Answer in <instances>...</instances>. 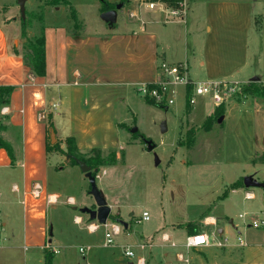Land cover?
<instances>
[{
    "label": "crops",
    "instance_id": "1",
    "mask_svg": "<svg viewBox=\"0 0 264 264\" xmlns=\"http://www.w3.org/2000/svg\"><path fill=\"white\" fill-rule=\"evenodd\" d=\"M105 1L111 5L125 1L123 5L129 7V15L118 26L116 21L110 28L114 30L106 35L99 36L101 34L96 31L89 33L85 21L82 27L80 24V31L75 32L68 31L63 25L45 27L47 75L42 78L34 76L22 56L16 54L4 26L0 23V86L15 88L9 105L4 107L8 108V113L3 117L14 129L20 131L22 138V152L19 160L15 154L16 162H12L4 149L0 150V169H23L22 181L14 182L10 186L14 199H7L6 202L9 215L6 217L8 219L4 223V229L8 228L12 237L3 240L0 238V264H44L47 252L53 256L59 255L61 248L65 247L53 245L51 240L53 233L48 223V209L59 204L64 195L49 191L45 162L48 154L54 151L47 146L49 131L38 127L39 123L49 118L56 136L58 131L61 134V139L57 140L61 142L63 151L64 144L69 139L75 140L80 154L92 150L122 149L118 147L121 136L119 126L125 122L120 121L119 105L129 99L131 89L141 94V85L157 82L158 67L162 62L185 63L188 66L189 79L194 84H245L255 78L264 83V75L252 77L251 74L252 65L260 67L263 58L264 0H181L186 8L183 22L178 19L167 21L163 13L150 9L147 1L145 6H142L140 0ZM102 9L101 3L98 11L102 12ZM163 19L166 20V25L160 24ZM262 70L264 74V69ZM116 84L118 88L111 89ZM232 103L222 117L223 123L225 124L227 118L229 122L237 121L240 125L250 120L254 122V143L250 144L252 162L253 166L264 164L254 162L256 158H264V105L257 101L249 107L246 106L247 103ZM59 105L65 106L64 112L63 108L62 112H58ZM234 112H237L236 116ZM41 114H44L45 119L40 120ZM212 131L213 129L210 132ZM36 141L42 145L40 148L36 147ZM100 169L96 171L97 180H102L106 174V171L101 174ZM40 178L45 180L43 184L38 181ZM240 180L230 184V194L236 195L244 190V199L253 202L250 205V215L255 214L258 219H262L252 220L247 226L249 228H245L248 242L242 237L238 238V243L230 242V230L227 227L220 228L218 217L211 215V210H208L201 216L203 225L195 222L201 228L197 230L196 227V234L191 235L210 236L206 233V228H217V234L228 240L226 247L210 246L187 250L185 241L191 235L181 228L173 227V231L159 233L158 244L154 240H144L106 246L105 239L98 248L93 245L81 247L88 248L84 255L90 253L86 264H133L124 260L123 251L126 247L139 249L138 253L148 263L154 258L153 250L157 249V254L165 264H185L177 259L178 254L190 258L193 264H264V208L260 202L263 192L247 190L246 187L231 189ZM34 183L43 187L44 195L38 200L30 195ZM15 187L20 192H14ZM247 194L252 195V198L248 199ZM0 195L2 200V193ZM25 195L28 199L26 206L22 204ZM227 195L221 198H226ZM48 196L57 198L56 203H48ZM63 201L72 207V211L78 213L74 210L77 207L75 197L68 195ZM16 205L18 214L13 210ZM247 215L249 214L245 213L240 217L245 219ZM76 218L79 216H74L76 225H83L86 221L80 217L83 224H77ZM255 221L262 224L258 229L253 228H262L259 235L252 233V224ZM89 224L94 223H86L83 230L88 234H95L97 231L92 233L88 230ZM163 235H167L176 246L164 243ZM239 240H244L247 246H240ZM143 244H150V247L141 250L140 246ZM46 245H50L52 250L46 249ZM53 250H58L59 253L55 254ZM56 264L75 263L64 260Z\"/></svg>",
    "mask_w": 264,
    "mask_h": 264
},
{
    "label": "rangeland",
    "instance_id": "2",
    "mask_svg": "<svg viewBox=\"0 0 264 264\" xmlns=\"http://www.w3.org/2000/svg\"><path fill=\"white\" fill-rule=\"evenodd\" d=\"M66 1L70 2L71 6L66 2L55 4V0H27L23 15L18 0H0V23L10 38L11 47L22 54L27 53L30 44L36 42L45 27L49 25H63L70 32L80 31L72 19V9L79 12V14L77 12L79 24L82 27L85 21L89 27V33L96 31L97 34H101L99 36H102L114 30L101 19L102 12L98 11V6H101L99 0ZM140 1L144 4L142 6H145L146 1L152 0ZM128 8L126 5L118 11L117 26L129 15ZM165 21L160 20V24H165ZM262 45L264 49V43ZM260 67L252 65V77L264 75L262 70L264 69V52ZM250 82L239 84L238 91L225 100L226 113L232 102L234 105L247 103L248 107L254 101L264 105V100L254 99L244 93V89ZM117 88L118 84L111 89ZM179 91L180 96L175 105L160 107L150 104L146 97L135 90H130L129 99L121 103L118 109L120 121L125 122L119 126L121 136L118 147L122 149L92 150L89 153L80 154L77 146V149H72V144L67 141L63 151L59 141H57L58 149L51 148L53 145L48 132L47 146L54 152L48 154L45 162L46 181H48L50 192H61L64 195V199L59 204L48 209V223L53 233L52 243L58 247L65 246L61 248V254L53 256L52 264L64 260L75 264H86L90 253L83 256L80 248L88 245L98 248L106 239L105 225L100 224L95 234H88L86 230H83L86 223H99L90 221L87 215L72 211V207L63 201L68 195H72L77 201V207L98 208L90 192L88 178L78 165L70 164L72 162L67 155L70 150L80 159L114 161L113 165L100 169L101 174L103 171H106V174L103 175L102 180H97V187L112 210L109 222H117L123 229L121 236L113 238L114 243L111 246L144 240H154L155 244H158L159 233L165 230L173 231V227L181 228L190 235L196 234V231L187 228V225L195 222L203 225L201 216L208 210H211L209 212L211 215L218 217L220 228L227 227L230 230V242H237L239 237L249 241V238L245 237L244 230L249 228L247 226L252 220L258 219L255 214L249 213L252 211L250 205H253V202L244 199V190L236 195L230 194V184L251 176L260 183L264 182V164L253 166L252 162L253 152L250 144L254 143V122L250 120L240 125L237 121L229 122L227 118L224 124V118H222L216 120L213 131L207 133L204 123L215 114L214 110L217 108L213 100L208 97H198L197 103L188 107L184 88H180ZM58 104L62 105L61 102ZM105 106L106 103L103 104V108ZM64 107H58V112H62L61 108L64 112ZM3 109L4 107L0 108V139L11 146L14 157L16 154L19 160L22 152L20 131L14 129L8 120H5ZM110 113L109 111V115ZM236 115L237 112L234 116ZM49 121L48 118L45 122L39 123L38 127L49 131L51 126ZM164 124L167 125L165 132H163ZM133 128H138V132L132 133ZM57 129L59 130V127ZM57 136V139H61L59 131ZM143 138L152 141L156 146L153 152L148 151ZM41 146L40 142L36 141V147ZM254 162L264 163V158H256ZM22 179L23 169L21 168L0 169V193H2L0 238L2 240L12 237L8 228L4 229V223L8 219L6 217L9 215L7 199H14L10 186ZM38 181L42 184L45 182L41 178ZM245 189L263 192V199L260 202L264 208V189ZM224 194L228 195L226 198H221ZM13 210L18 214L17 205ZM144 212L149 213L150 220L139 223ZM245 213L249 215L245 219L241 218L240 215ZM75 215L86 220L83 225L74 223ZM120 222L128 224L129 229L126 230ZM198 223L197 230L201 228ZM252 230V233L259 235L262 228L256 230L252 227ZM217 232V228H206V233L210 236L224 240V237H220ZM158 252L157 249L153 250L154 258L148 264L166 263L157 254ZM124 260L127 261L125 258Z\"/></svg>",
    "mask_w": 264,
    "mask_h": 264
},
{
    "label": "built area",
    "instance_id": "3",
    "mask_svg": "<svg viewBox=\"0 0 264 264\" xmlns=\"http://www.w3.org/2000/svg\"><path fill=\"white\" fill-rule=\"evenodd\" d=\"M148 7L152 10L157 9L161 13H163L167 21L178 19L179 21H184L186 15V8L185 6L180 3L179 8H172L170 7L165 1L163 0H152L148 2ZM133 16V15H132ZM159 79L157 82L152 84H144L141 85L139 88L140 93L149 99L155 100L157 104H163L172 106L175 105L177 102L178 97L180 96V88H184V92L186 93V88L191 85L193 88L192 96L189 100V104L191 106L197 103L198 97H208L211 98L214 102L215 107H219L225 103V100L230 98L234 93L238 91L240 88L238 83H230V82H206V83H198L194 84L190 81L188 76V66L185 63L180 64H172L168 62H162L159 67ZM186 97V96H185ZM3 114L8 113V108H4L2 110ZM40 120L45 119L44 114H41ZM14 192H20L18 187L13 189ZM30 195L33 199L38 200L44 195L43 187L39 183H34L32 185ZM48 203L53 204L56 203L57 198H53L48 196ZM247 198L251 199L252 195L247 194ZM1 200V195H0ZM70 203H73L72 199H69ZM23 205L28 204V199L25 195L24 200L22 202ZM243 218V216H241ZM150 220V215L148 212H144L142 218L139 220L141 222H147ZM75 222L77 224H83L82 219L76 218ZM262 224L258 221L253 222V228H260ZM107 228L105 238H106V246H111L114 243L113 238L115 236H120L123 233V229L120 224L112 223L110 224L107 222L105 224ZM88 230L92 233L96 232L100 228V224H89L87 226ZM162 241L164 243H170L173 247L176 246L174 242H171V239L167 235L162 236ZM1 243V239H0ZM228 245V240H217L211 238L206 234H197L191 235L186 238L185 241V248L187 250H191L194 248H201V247H210L216 246L219 248L226 247ZM239 245L242 247L247 246L244 240H239ZM150 247V244H143L140 246L141 250H146ZM46 249L52 250L50 245H46ZM88 248H80L81 254H85ZM137 248L134 247H126L123 251V256L128 261L132 262L133 264H148L147 259L138 253ZM55 254H58V250H53ZM177 259L180 262L185 264H193L190 258H186L183 254H178Z\"/></svg>",
    "mask_w": 264,
    "mask_h": 264
},
{
    "label": "trees",
    "instance_id": "4",
    "mask_svg": "<svg viewBox=\"0 0 264 264\" xmlns=\"http://www.w3.org/2000/svg\"><path fill=\"white\" fill-rule=\"evenodd\" d=\"M165 1L170 7L172 8H179L180 7V3L181 0H163ZM59 2H66L67 5H70V2L68 1H64V0H55V4H58ZM100 2L102 3L103 6V10L102 13L105 11H109L112 9H115L117 5H111L108 2H106L105 0H100ZM122 4H125V1H122ZM72 19L75 22V26L76 27H80L79 24V20L77 18V12L76 10L72 9ZM45 44H46V39H45V29L42 32L41 37L34 42L33 44L31 43L29 46V51H27V53H20L17 49H15L16 54L19 56H22V58L24 59L25 65L30 69L31 73L39 78L42 77H46L47 75V67H46V49H45ZM15 88L14 87H10V86H0V108L1 107H6L9 105L10 103V99L12 96V93L14 92ZM193 93V88L191 85H189L186 88V104L189 107V100L192 96ZM244 93L247 96H252L254 99H262L264 100V83L261 82V80L259 79L258 81L255 80H251L250 84L244 89ZM146 100L155 106H164L163 104H157L155 102V100L146 98ZM226 113V106L225 104H222L221 106L217 107L215 110V114L211 115V117L209 119L206 120V122L204 123V129L205 131L208 133L213 129V124L216 120L221 119ZM53 129V126H50V129ZM68 142H70L72 144V149L76 148V143L73 139H69ZM58 144L56 143L55 145L51 146V148H55L58 149ZM6 150L9 154V157L11 158L12 162H15V157L12 151L11 146L6 143L4 140L0 139V150ZM77 149V148H76ZM98 151V150H97ZM67 155H71V162L74 165H77L75 158H79V156L76 155L75 152L73 151H69L67 153ZM84 162H86L93 170L94 175H96V171L98 172L99 169L101 167H106L109 165H113L114 161L111 160L110 162H103L100 159L99 160H95L93 158L91 159H80ZM243 180V179H242ZM240 181H238L237 183H235L231 189H237L240 187H245L244 186V181L242 183ZM226 194H224L223 197H225ZM196 227H197V223H190L187 225V228L196 231ZM52 259H53V255L49 252L46 253V264H52Z\"/></svg>",
    "mask_w": 264,
    "mask_h": 264
},
{
    "label": "water",
    "instance_id": "5",
    "mask_svg": "<svg viewBox=\"0 0 264 264\" xmlns=\"http://www.w3.org/2000/svg\"><path fill=\"white\" fill-rule=\"evenodd\" d=\"M27 0H18L20 7H21V13L24 15L25 14V5H26ZM123 4H118L115 9L109 10L104 12L101 15V19L109 24L110 26H114V24L117 21V15L118 11L123 8ZM255 81H258L259 78L253 79ZM222 119V118H221ZM167 130V125H163V132ZM138 128H133L132 133H137ZM50 137H51V144L55 145L57 143V136L56 132L54 129L49 130ZM147 146H148V151L153 152L156 149V146L152 143V141H147ZM75 161L77 165L80 167L81 171L86 175L90 182V187H91V194L94 196L96 200V204L98 206L97 209H91L88 207L84 208H78L75 207L74 210L77 211L78 213H81L83 215L89 216L90 221L92 222H98L101 225L107 224L110 215H111V207L107 204L106 199L102 196L100 190L97 187V176L94 175V172L92 168L84 161L75 158ZM159 164V162H157ZM244 186L246 188H261L264 187V183H260L257 181L253 176L251 177H246L244 180ZM125 229H128V224L124 222H120ZM222 233V231L220 232Z\"/></svg>",
    "mask_w": 264,
    "mask_h": 264
},
{
    "label": "flooded vegetation",
    "instance_id": "6",
    "mask_svg": "<svg viewBox=\"0 0 264 264\" xmlns=\"http://www.w3.org/2000/svg\"><path fill=\"white\" fill-rule=\"evenodd\" d=\"M142 140H143L144 144H147V141H148L147 139L145 140V138H143ZM71 158H72V156L71 155H68V159L71 160Z\"/></svg>",
    "mask_w": 264,
    "mask_h": 264
}]
</instances>
